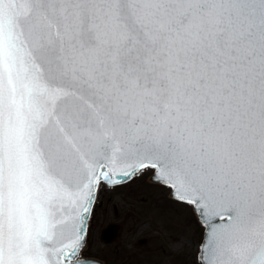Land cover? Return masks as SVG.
<instances>
[{
	"label": "snow or ice",
	"instance_id": "snow-or-ice-1",
	"mask_svg": "<svg viewBox=\"0 0 264 264\" xmlns=\"http://www.w3.org/2000/svg\"><path fill=\"white\" fill-rule=\"evenodd\" d=\"M145 169L199 264H264V0H0V264H95L96 193Z\"/></svg>",
	"mask_w": 264,
	"mask_h": 264
},
{
	"label": "rangeland",
	"instance_id": "rangeland-1",
	"mask_svg": "<svg viewBox=\"0 0 264 264\" xmlns=\"http://www.w3.org/2000/svg\"><path fill=\"white\" fill-rule=\"evenodd\" d=\"M151 169L96 193L87 226L88 256L105 264H199L202 228L188 204L168 197L169 188L147 181ZM116 226L104 243L100 233Z\"/></svg>",
	"mask_w": 264,
	"mask_h": 264
},
{
	"label": "water",
	"instance_id": "water-1",
	"mask_svg": "<svg viewBox=\"0 0 264 264\" xmlns=\"http://www.w3.org/2000/svg\"><path fill=\"white\" fill-rule=\"evenodd\" d=\"M151 170H152V172L148 175V177H147V181L150 182V183L160 184L158 181H155V180L152 179V174H153L154 170H153V169H151ZM136 176H137V175H136ZM134 177H135V176H134ZM134 177H132V178H134ZM132 178H131V179H132ZM131 179H127L125 182H127V181H129V180H131ZM125 182H124V183H125ZM121 184H123V183H121ZM117 185H120V184H117ZM160 185H162V184H160ZM115 186H116V185H115ZM163 186H164V185H163ZM171 192H172V190L169 188V191H168V194H167L168 197H169L170 199L176 200V199L171 195ZM176 201H179V200H176ZM179 202H181V201H179ZM188 205L190 206L191 211H192V213H193V215H194V217H195L197 223H198V224L201 226V228H202L201 240H200V244H199V248H198V261H199V253H200V250H201V242H202V240H203L204 228L202 227V224H201V222H200L199 219H198V214L194 211L193 206L190 205V204H188ZM92 209H93V208H92ZM88 222H89V221H88ZM87 226H88V223H87ZM115 231H116V226H115L114 224H108L105 228L102 229V231H101V233H100V238H101V240H102L104 243H108V242H110V241L113 239V237L115 236ZM86 232H87V227H86ZM85 239H86V237H85ZM88 257H89L90 260L94 261L95 264H105L102 260H100V259H98V258L91 257V256H88Z\"/></svg>",
	"mask_w": 264,
	"mask_h": 264
}]
</instances>
